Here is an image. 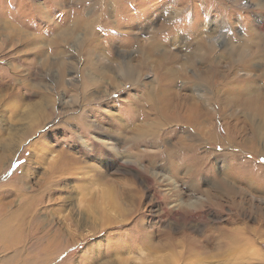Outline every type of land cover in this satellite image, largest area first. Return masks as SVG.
Returning a JSON list of instances; mask_svg holds the SVG:
<instances>
[{"label":"rangeland","instance_id":"1","mask_svg":"<svg viewBox=\"0 0 264 264\" xmlns=\"http://www.w3.org/2000/svg\"><path fill=\"white\" fill-rule=\"evenodd\" d=\"M263 53L264 0H0V264H264Z\"/></svg>","mask_w":264,"mask_h":264},{"label":"bare ground","instance_id":"2","mask_svg":"<svg viewBox=\"0 0 264 264\" xmlns=\"http://www.w3.org/2000/svg\"><path fill=\"white\" fill-rule=\"evenodd\" d=\"M232 55H234V54H232ZM263 58H264V53H263ZM262 73H263L262 74V82H261L262 85H260V88H258L257 90L252 88L253 90L251 89L249 92H247V91H245V86H246V83H245V85L243 86V89L239 88V89H241V91H240V93H238V95L235 94L234 98L237 101H239V104L242 106L244 111L249 112L252 115V117H255V118L257 117V119H259L260 123L264 124V69L262 70ZM235 91H236V89H235ZM240 96H242L241 99H239ZM248 117H249V115H248ZM109 148H112V147H109ZM122 167H123V165H122ZM123 169H124V167H123ZM2 219L0 220V240H3V239L7 240L9 238V236L11 235V242L8 243V247H10L15 242V233L16 232H12V229L10 228V227H12L11 222H10V220H11L10 218H6V220H2ZM181 220L183 223V225H182L183 228H190V224H189L188 220H187V222H186V220H184V218H182ZM205 244L207 246L212 245V242L210 240H207V242ZM176 245L177 244H175V243H168L167 244L169 249L175 248ZM197 246H198V244H196L194 240L190 239L189 237L185 238V241L183 242V244H181V247H182L181 249H183V251L180 254V258H181L182 262L187 260V262H188L187 264H189V263H191V264H208V262H209L208 256H204V257L199 258V254L195 251ZM145 247H147V245ZM221 254H223L224 256L221 255L220 259L216 258V260H214L217 264L218 263L221 264V263L226 262V259H222V258L225 257V254H227V251L226 252L223 251ZM45 257H47V256H45ZM45 261H47V260H44L43 262H45ZM177 263H179V262H177ZM110 264H113V263H110Z\"/></svg>","mask_w":264,"mask_h":264}]
</instances>
